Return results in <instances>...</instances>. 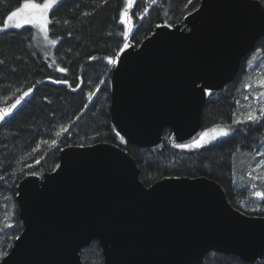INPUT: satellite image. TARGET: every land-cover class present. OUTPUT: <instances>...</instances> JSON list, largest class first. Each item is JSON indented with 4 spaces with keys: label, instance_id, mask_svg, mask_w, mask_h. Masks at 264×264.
<instances>
[{
    "label": "water",
    "instance_id": "95a60500",
    "mask_svg": "<svg viewBox=\"0 0 264 264\" xmlns=\"http://www.w3.org/2000/svg\"><path fill=\"white\" fill-rule=\"evenodd\" d=\"M198 1L111 70L110 124L134 148L159 149L164 128L174 146L199 138L207 94L234 79L264 36L260 0ZM28 89L0 105L10 109L0 125ZM57 165L18 182L22 230L0 264H84L79 251L93 240L103 264H201L210 251L254 263L264 254V215L232 207L211 179L165 177L146 187L133 156L105 142L64 147Z\"/></svg>",
    "mask_w": 264,
    "mask_h": 264
},
{
    "label": "trees",
    "instance_id": "16d2710c",
    "mask_svg": "<svg viewBox=\"0 0 264 264\" xmlns=\"http://www.w3.org/2000/svg\"><path fill=\"white\" fill-rule=\"evenodd\" d=\"M260 1L264 4V0ZM24 2L0 0V26ZM198 4V0H134V29L128 43L136 47L157 25L179 23ZM126 6V0H61L49 13V38L57 40L49 50L38 46L29 26L0 32V105L34 87L32 96L0 125V259L22 230L15 203L18 182L28 174L40 176L55 169L60 149L67 146L98 142L117 145L133 156L139 179L146 187L165 177L202 176L217 182L235 209L246 215H264V201L252 195L251 187L256 183L255 190L264 191V165L255 167L260 157L264 160L259 155L263 152L264 120L233 123L243 121L244 114L252 108L254 95L264 92V36L242 60L234 79L207 94L202 131L227 126L228 136L199 149L186 150L172 145L171 130L164 128L162 147L134 148L124 139L121 142L109 115L113 66L107 60L122 47L120 15ZM253 54L257 59L254 65L262 66V82L257 85L248 70ZM61 68L67 71L61 72ZM245 85H250V90ZM262 97L257 114L264 106ZM53 140L56 144H52ZM249 173L261 179L253 180ZM79 253L84 264H103L96 240ZM201 264H264V254L254 263H246L236 256L210 251Z\"/></svg>",
    "mask_w": 264,
    "mask_h": 264
},
{
    "label": "snow or ice",
    "instance_id": "6c2138e0",
    "mask_svg": "<svg viewBox=\"0 0 264 264\" xmlns=\"http://www.w3.org/2000/svg\"><path fill=\"white\" fill-rule=\"evenodd\" d=\"M156 0H152V3H155ZM190 2V0H189ZM57 3V0H45V2L40 5L33 3L32 0H25L22 7H17L14 11L10 13V15L7 16L6 20L3 22V26L0 27V32L6 31L8 28H15L20 29L24 25H32L34 28L38 29L40 33H43V39L47 42L49 45H56L57 40L56 39H49L48 35V12L49 9L53 8V6ZM127 7L124 9L123 12H121L120 15V22L124 24L125 30L123 31V36L125 37V42L122 46V48H119L118 51L111 57L108 58L107 63L108 65L117 66L121 62V54L128 49L131 45L127 42V37L129 33L132 31L130 20L131 17L128 15V8L132 6V0H126ZM147 11V9L145 10ZM157 27H160V25H157ZM33 39H35V36H33ZM92 59H95L93 57ZM61 72H66V69H59ZM51 79V78H49ZM52 83H65L67 84V80H51ZM39 83V82H38ZM261 86L264 87V82L261 83ZM245 87H250V85H245ZM32 91V89H28V91H25L22 96H20L14 104L11 105V109H15L17 104H19L24 97L28 96L29 93ZM260 96H264V92H261L257 95V99L260 98ZM245 99H248L247 96L244 97ZM237 105H239V101L236 102ZM10 109H3L0 110V120H3L8 114ZM235 115V114H234ZM264 120V106L260 107L258 110L250 107V110L244 114V120H234L233 123H242L245 121H251L254 123H260V121ZM220 129L218 132V136L226 137L229 135V130ZM212 131H216V129H213ZM60 133H57L59 135ZM209 133L207 131L202 132L199 136V138L195 139L191 145H180V147H188V148H194L199 149L203 147L206 143L209 141L206 140V137H208ZM212 139H216L215 136L212 137ZM121 142L123 143V138H121ZM47 143V141H45ZM52 144H56V141L53 140ZM259 155L264 157V152H259ZM259 165H264V160H261L258 162ZM57 168H59V165H57ZM255 171V169H254ZM249 176L253 180H259L261 177L256 176L253 177L251 173H249ZM252 189L254 190L252 195L261 200L264 201V191H256L257 188L256 183H252L251 185Z\"/></svg>",
    "mask_w": 264,
    "mask_h": 264
},
{
    "label": "rangeland",
    "instance_id": "374dc122",
    "mask_svg": "<svg viewBox=\"0 0 264 264\" xmlns=\"http://www.w3.org/2000/svg\"><path fill=\"white\" fill-rule=\"evenodd\" d=\"M60 1H61V0H57V3L53 6V8H54V7H55ZM44 2H45V0L42 1L41 3H36V4H40V5H42ZM33 3H35V2H33ZM133 3H134V0H132V6H131L130 8H128V15H129L130 17H131V10H132V7H133ZM22 6H23V3H22L19 7H22ZM127 6H128V5H127ZM127 6H126V7H127ZM53 8L49 9V12H48V19H49V13H50V11H51ZM123 11H124V10H123ZM123 11H122V12H123ZM5 20H6V19H5ZM121 24H122V23H121ZM130 24H131V28H132V31H133V29H134V21H133V18H132V17H131V20H130ZM2 26H3V25H2ZM2 26H0V27H2ZM25 26H29V27H31L32 30L34 31L35 38H36V41H37L38 46L42 47V48L45 49V50H49V49L52 47V45L47 44V42L43 39V33H40L38 29L34 28L32 25H24L23 27H25ZM122 26H123V31H124L126 26H125L124 24H122ZM8 29H10V28H8ZM11 29H15V28H11ZM132 31L129 33V35H128V37H127V42H128V38H129L130 34L132 33ZM48 35H49V34H48ZM49 39H50V38H49ZM124 42H125V37L123 36V44H124ZM123 44H122V46H123ZM121 48H122V47H121ZM256 61H257V59H256V57H255V54H253V55H252V58L249 60L250 64H249V68H248V70L250 71L249 74L252 73V75H253V77H252L251 80L254 81V85L260 84V83L262 82V72H261V70H262V66H261L260 64H258L259 66H258V65L255 66V65H254V62L256 63ZM252 75H251V76H252ZM247 88L250 90V87H247ZM257 95H258V94L254 95V102H253V105H252V108H254V109H257L259 103L263 100V97H262V96H260V98L257 99ZM214 129H216V131H212L213 129L206 130V131L209 133L208 137H206V140H208L209 142L215 140V139H212L213 136H215L216 138L221 137V136H218V132H219L220 129H217V128H214ZM202 132H205V131H202ZM191 144H192V143H190V144H188V145H191ZM182 149L191 150V149H194V148L182 147ZM261 151L264 152V145L262 146ZM261 160H263V159H261V157H260V159L258 160V162L261 161ZM258 162H257L256 165H255L256 168H259V167L262 166V165H259ZM262 174H264V173H262ZM263 179H264V178H262V180H263ZM255 182H256V181H255Z\"/></svg>",
    "mask_w": 264,
    "mask_h": 264
}]
</instances>
